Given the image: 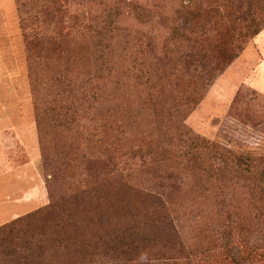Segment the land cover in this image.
I'll return each mask as SVG.
<instances>
[{
	"label": "rangeland",
	"instance_id": "374dc122",
	"mask_svg": "<svg viewBox=\"0 0 264 264\" xmlns=\"http://www.w3.org/2000/svg\"><path fill=\"white\" fill-rule=\"evenodd\" d=\"M50 1L0 0V227L49 205L47 183L53 173L52 164L61 165L65 154L73 156L78 147L76 131L57 128L48 109L54 101L64 100L67 74L86 80L87 69L93 66L86 60L81 39L76 37L74 43L67 44L57 35L56 20L47 13L50 8L46 11ZM58 1L68 11L61 20L74 28V34H85L86 26L93 25L99 16L120 28L123 39L153 37L158 42L167 35L166 22L182 2L106 0L110 4L106 9L101 7V0ZM146 1L149 8L141 16L128 7L130 2ZM75 16L76 23L72 19ZM35 34L43 37L42 46L33 42ZM54 37L60 39L57 41L64 55L66 48H79L76 64L70 63L66 55L68 64L52 54L48 40ZM131 59L129 56V62ZM123 64L122 59L120 66ZM119 71L113 74L114 85L119 81L124 85H118L116 98L104 102L102 108L111 107L110 114L118 124L130 115L140 114L142 125H155L159 111L127 109L128 104L139 101V93L143 96L146 91L126 81ZM200 74L191 72L196 78ZM180 75L185 82L171 97L167 96L168 90L169 100L183 98L188 74L182 70ZM193 98L195 103L183 121L187 131L249 158V170L229 167L220 174L213 173L208 180L206 177V184L193 172L180 170L181 183L167 192L168 212L153 201L142 203L128 198L123 202L131 211L121 210V203H114L112 223H91L87 227L98 228L101 233L130 228L139 238L148 234L152 241L142 240V249L131 255L129 264H264V31L250 39L239 57L211 84L197 88ZM103 112L101 116L107 110ZM92 120L87 115L84 123L93 125ZM154 134L160 136L158 131ZM132 140L127 147L142 145V140ZM47 157L50 165L45 167ZM67 173L76 177L71 180L72 188H84L80 182L88 176L85 166L75 161ZM133 180L145 183L149 189L156 188L142 173H133ZM56 190L63 194L60 186L56 185ZM147 215L164 223L151 228L153 223ZM143 220L149 224H141ZM169 222L175 231L165 226ZM183 247L187 251L183 252Z\"/></svg>",
	"mask_w": 264,
	"mask_h": 264
},
{
	"label": "trees",
	"instance_id": "16d2710c",
	"mask_svg": "<svg viewBox=\"0 0 264 264\" xmlns=\"http://www.w3.org/2000/svg\"><path fill=\"white\" fill-rule=\"evenodd\" d=\"M147 1L130 2L128 7L141 16L149 8ZM49 3L46 11L50 8L47 13L56 20L57 35L67 44L74 43L76 37L81 39L86 60L93 66L87 69L86 80L67 74L64 100L54 101L48 109L57 128L76 131L78 147L73 156L65 154L61 165L54 167L51 162L49 205L0 227V264H129L131 255L142 249L143 241H152L148 234L139 238L130 228L101 233L98 228L87 227L91 223H112L114 203H121V210L129 211L123 202L128 198L142 203L153 201L168 212L167 192L181 183L180 170L193 172L206 184L213 173L220 174L229 167L244 171L252 166L249 158L191 135L183 121L195 103V90L211 84L239 57L248 41L264 31V0H182L167 20V35L160 42L153 37L123 39L120 28L99 16L93 25L86 26L85 34H74V28L61 20L68 15L63 3ZM109 6L101 0L102 8ZM72 19L76 23L77 17ZM57 39L48 40L52 54L66 64V56L70 57L69 62L76 64L79 48H66L65 56ZM33 42L42 46L43 37L35 34ZM122 59L124 64L120 66ZM118 69L126 81L146 91L143 96L139 93V101L128 104L127 109L159 111L155 125H142L140 114L130 115L118 124L110 114L112 108H102L104 102L116 98L118 85H124L123 81L114 85L113 74ZM182 70L188 74L183 98L169 100L168 90L167 96L171 97L185 82L180 78ZM192 71L201 74L192 77ZM103 110H107L105 116H101ZM87 115L93 125L84 123ZM154 131L160 136L156 137ZM132 139L142 140V145L127 147ZM75 161L88 171L80 182L84 188L71 186L76 177L67 172ZM216 162L221 164L215 166ZM44 165H50L48 157ZM135 172L152 179L156 188L135 182ZM56 185L64 190L63 194ZM145 217L153 223L151 228L164 223ZM163 217L170 219L167 214ZM147 220L141 224L147 226ZM165 226L175 231L171 222Z\"/></svg>",
	"mask_w": 264,
	"mask_h": 264
}]
</instances>
